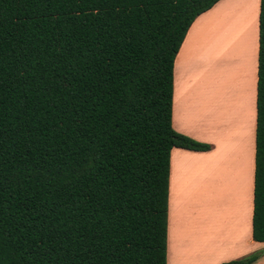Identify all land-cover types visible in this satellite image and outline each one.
<instances>
[{
	"label": "trees",
	"instance_id": "trees-1",
	"mask_svg": "<svg viewBox=\"0 0 264 264\" xmlns=\"http://www.w3.org/2000/svg\"><path fill=\"white\" fill-rule=\"evenodd\" d=\"M218 0H0V264H165L172 61ZM251 239L264 242V0ZM257 253L220 264H251Z\"/></svg>",
	"mask_w": 264,
	"mask_h": 264
},
{
	"label": "crops",
	"instance_id": "crops-1",
	"mask_svg": "<svg viewBox=\"0 0 264 264\" xmlns=\"http://www.w3.org/2000/svg\"><path fill=\"white\" fill-rule=\"evenodd\" d=\"M244 2L218 0L197 15L172 61L170 127L208 149L168 152L165 264H181V252L198 264L257 253L251 264H264V242L251 239L250 227L258 0L252 21L250 12L237 24L229 17L214 52L208 15Z\"/></svg>",
	"mask_w": 264,
	"mask_h": 264
},
{
	"label": "rangeland",
	"instance_id": "rangeland-1",
	"mask_svg": "<svg viewBox=\"0 0 264 264\" xmlns=\"http://www.w3.org/2000/svg\"><path fill=\"white\" fill-rule=\"evenodd\" d=\"M229 1H234V0H229ZM224 3V2H223ZM229 3V2H228ZM221 4L222 6L217 5L215 6V8H213L212 12L208 15H211V17L209 18L210 21V27H211V22L213 24V30L215 29L216 33H215V37L213 40L214 43V51L219 50V47H217V44H219V42L221 43V31L222 30H226L229 29V22L231 20V18L233 17V19L235 20V24H237L238 22H241V17H242V12L244 15L248 16V12H250V21H252L253 17H254V5H255V0H245V2L241 5L238 6H234V7H230L229 4ZM231 8V9H230ZM237 10L235 13L233 9ZM239 10H238V9ZM212 15H221L220 19H219V23L218 22H213ZM229 17H231L229 19ZM229 19V21H228ZM216 25V26H215ZM217 25H219V27L216 29ZM218 75V74H217ZM194 254H202V250L193 252ZM261 253V251H260ZM196 257V256H195ZM194 255L191 254V256L189 255V253H183L181 252L180 255V263L181 264H198V262L194 261Z\"/></svg>",
	"mask_w": 264,
	"mask_h": 264
}]
</instances>
